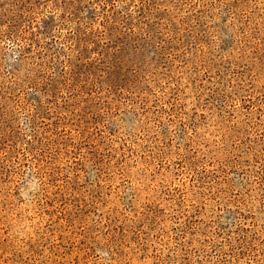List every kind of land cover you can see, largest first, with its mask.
<instances>
[{
	"label": "rangeland",
	"instance_id": "374dc122",
	"mask_svg": "<svg viewBox=\"0 0 264 264\" xmlns=\"http://www.w3.org/2000/svg\"><path fill=\"white\" fill-rule=\"evenodd\" d=\"M0 264H264V0H0Z\"/></svg>",
	"mask_w": 264,
	"mask_h": 264
}]
</instances>
